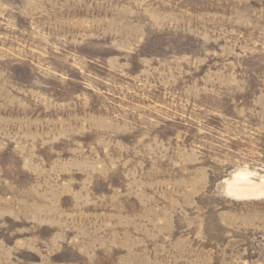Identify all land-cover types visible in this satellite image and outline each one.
Instances as JSON below:
<instances>
[{
  "label": "rangeland",
  "instance_id": "obj_1",
  "mask_svg": "<svg viewBox=\"0 0 264 264\" xmlns=\"http://www.w3.org/2000/svg\"><path fill=\"white\" fill-rule=\"evenodd\" d=\"M264 0H0V264H264Z\"/></svg>",
  "mask_w": 264,
  "mask_h": 264
},
{
  "label": "bare ground",
  "instance_id": "obj_2",
  "mask_svg": "<svg viewBox=\"0 0 264 264\" xmlns=\"http://www.w3.org/2000/svg\"><path fill=\"white\" fill-rule=\"evenodd\" d=\"M247 170L237 171L232 179L226 180L227 192L238 200H256L264 198V176L258 182L252 181Z\"/></svg>",
  "mask_w": 264,
  "mask_h": 264
}]
</instances>
